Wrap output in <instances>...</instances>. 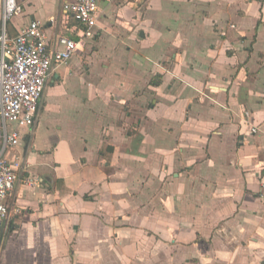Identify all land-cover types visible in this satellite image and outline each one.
Returning a JSON list of instances; mask_svg holds the SVG:
<instances>
[{"label":"crops","instance_id":"1","mask_svg":"<svg viewBox=\"0 0 264 264\" xmlns=\"http://www.w3.org/2000/svg\"><path fill=\"white\" fill-rule=\"evenodd\" d=\"M69 1L7 22L78 46L5 153L0 264H264V0H99L85 38Z\"/></svg>","mask_w":264,"mask_h":264},{"label":"built area","instance_id":"2","mask_svg":"<svg viewBox=\"0 0 264 264\" xmlns=\"http://www.w3.org/2000/svg\"><path fill=\"white\" fill-rule=\"evenodd\" d=\"M99 0H72L65 7L84 27L82 38L93 37L100 10ZM21 12L16 0H0V220L9 215L7 197L19 180L22 162L5 156L21 138L20 128L31 127L39 102L55 65L65 64L78 42L59 36L53 48L47 43L43 25L31 21L16 35L9 34L8 20ZM252 133L258 128L252 127ZM264 138V133H263ZM25 183L33 184L28 177Z\"/></svg>","mask_w":264,"mask_h":264}]
</instances>
